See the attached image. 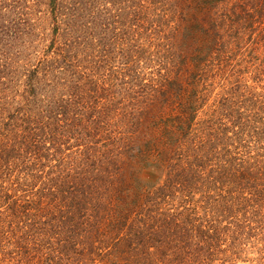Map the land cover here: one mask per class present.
Segmentation results:
<instances>
[{
	"label": "trees",
	"instance_id": "trees-1",
	"mask_svg": "<svg viewBox=\"0 0 264 264\" xmlns=\"http://www.w3.org/2000/svg\"><path fill=\"white\" fill-rule=\"evenodd\" d=\"M0 264H264V0H0Z\"/></svg>",
	"mask_w": 264,
	"mask_h": 264
},
{
	"label": "rangeland",
	"instance_id": "rangeland-1",
	"mask_svg": "<svg viewBox=\"0 0 264 264\" xmlns=\"http://www.w3.org/2000/svg\"><path fill=\"white\" fill-rule=\"evenodd\" d=\"M234 3H235V2H234ZM234 3H233V4H234ZM228 7L230 8V7H231V5H228Z\"/></svg>",
	"mask_w": 264,
	"mask_h": 264
}]
</instances>
